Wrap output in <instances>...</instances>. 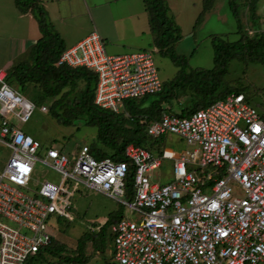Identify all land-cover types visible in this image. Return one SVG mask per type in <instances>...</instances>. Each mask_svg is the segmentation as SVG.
Returning <instances> with one entry per match:
<instances>
[{
	"label": "built area",
	"instance_id": "2783aa9c",
	"mask_svg": "<svg viewBox=\"0 0 264 264\" xmlns=\"http://www.w3.org/2000/svg\"><path fill=\"white\" fill-rule=\"evenodd\" d=\"M55 66L92 71L94 104L116 114L125 102L162 89L152 51L109 55L95 32L67 48ZM7 80L0 70V144L11 151L0 164V264H25L49 247L51 217L72 218L71 181L135 212L110 227L117 264H264V93L260 109L244 94H230L187 117L164 113L150 122L151 138L172 134L192 148L180 155L130 144L126 161L96 159L88 146L72 160L54 148L40 159V142L15 126V120L28 122L35 107ZM165 159L172 162V180L152 183ZM38 163L60 180L32 183Z\"/></svg>",
	"mask_w": 264,
	"mask_h": 264
},
{
	"label": "rangeland",
	"instance_id": "374dc122",
	"mask_svg": "<svg viewBox=\"0 0 264 264\" xmlns=\"http://www.w3.org/2000/svg\"><path fill=\"white\" fill-rule=\"evenodd\" d=\"M228 1L215 0L211 10L202 13L203 0H168L171 17L179 27L181 34V40L175 44L174 50L178 55L188 58V71L210 70L213 67L214 53L211 40L214 37L227 42H234L238 39L237 24L228 8ZM235 1L238 4L244 28L251 31L246 0ZM18 15L14 0H0V69H6L8 72L16 64L30 59L31 45L29 46L28 43H32L40 37L36 21L31 17ZM257 15L260 18V30L264 32L263 1L259 3ZM199 16H202L200 21H198ZM115 17L117 16H92L96 22L94 24L90 16H77V18L67 19L63 24L55 23L54 28L69 48L74 45V41L81 40L92 32L100 34L99 24L104 23V43L107 54L120 55L142 50L152 51L160 81L168 86L169 82L175 78L178 68L155 49L154 36L150 33L148 35L141 33L143 17L146 20L148 18V24L146 21L143 24L147 28L149 16H135L131 21L128 19L118 20V24L114 23ZM226 82L232 87L244 90L245 94L251 97L252 103L257 108H262L261 102L264 93V67L262 65L244 66L233 60L228 66ZM8 84L35 107L28 122L23 123L15 120V126L40 142L41 150L38 158L43 159L45 151L54 148L72 160L83 146L100 147L96 141V127L87 126L84 120H77L69 126H62L49 113L44 114L40 111L41 106H45L49 110L54 99H43L40 90L32 85L26 86L22 90L13 80H9ZM157 98L158 95L150 96L146 104ZM193 102L194 100L189 98L188 93L177 91L175 100L170 104H164L163 107L171 108L172 113H179L183 107L193 106ZM160 147V151L168 148L176 154L192 150L182 139L172 134L162 137ZM10 154L11 151L0 144V164H4ZM60 178V174L38 163L34 176L35 181L33 180L32 183L39 184L43 180L57 183ZM171 180V161L165 159L163 167L152 173L151 181L163 184ZM69 188L73 193L70 210L72 218L63 220L52 216L49 220L53 228V239L62 244L68 253L75 250L77 240L83 234L95 233L115 214L122 212L123 217L133 219L135 212H131L128 207L122 206L121 203L103 193L88 189L76 181H71ZM112 250V243H107L104 253H98L93 251L91 244L88 243L85 247L86 262L83 264H117L114 261ZM46 262L59 264L55 258L48 256H46V261L41 264H46Z\"/></svg>",
	"mask_w": 264,
	"mask_h": 264
},
{
	"label": "trees",
	"instance_id": "16d2710c",
	"mask_svg": "<svg viewBox=\"0 0 264 264\" xmlns=\"http://www.w3.org/2000/svg\"><path fill=\"white\" fill-rule=\"evenodd\" d=\"M214 1L203 0L202 13L211 10ZM260 1L263 0H246L248 20L252 28L250 31L244 28L236 1L229 0L228 8L237 24L238 39L227 42L214 37L211 40L214 53L213 67L210 70L188 71V58L178 55L174 50L175 44L181 40V34L171 17L167 0H143L155 48L162 56L167 57L178 71L168 86L162 84L161 92L155 94L158 95L156 100L146 104L150 97L146 96L140 100L127 101L124 103L123 112L116 114L94 104L97 77L92 71L86 68L55 66L66 47L54 29L41 0H14L20 14H31L41 37L28 43L31 45L30 59L10 68L11 71H7V81L13 80L22 90L32 85L40 90L43 99H54L48 113L60 125L69 126L74 121L84 120L87 126L96 127V141L100 147L89 146L91 155L96 159L126 161L124 151L130 144L162 156L160 144L164 136L151 138L147 135L146 127L150 122L159 120L164 113L187 117L217 100L225 99L230 94H244L248 101L255 105L244 90L228 84L226 76L229 63L233 60L244 66L259 64L264 67V32L260 30V18L257 15ZM201 17L199 16L198 21ZM177 91L188 93L194 104L190 108L183 107L179 113H172L171 108L166 109L163 105L174 101ZM132 183L131 168L126 179L127 200L132 197ZM122 217V212H119L109 218L95 233L83 234L77 240L73 252L68 253L62 244L52 239L49 247L29 257L25 264H41L46 261V256L55 258L59 264H83L86 262V245L90 243L93 251L103 254L106 244L112 242L108 230Z\"/></svg>",
	"mask_w": 264,
	"mask_h": 264
},
{
	"label": "crops",
	"instance_id": "0c3cea01",
	"mask_svg": "<svg viewBox=\"0 0 264 264\" xmlns=\"http://www.w3.org/2000/svg\"><path fill=\"white\" fill-rule=\"evenodd\" d=\"M167 2H168V0H167ZM41 4L43 5L45 10L47 11L49 19L52 22L53 26H55V23H57V22L63 24V22L66 21L67 19L73 18V17L77 18V16H90L91 20L94 24L96 22H94V20L92 19V16H117L114 19L115 24H118V20L128 19L129 21H131V19L134 18L135 16H148V13L146 11L145 4H144L143 0H41ZM18 16L31 17L32 18L31 14L22 15L19 13ZM98 21H99V19H98ZM144 21H146L148 24V18L146 20V18L143 17V20H142L143 29H142L141 33L142 34L146 33L145 35H148V33H150L153 36V34L150 31L149 25L147 28L144 27V25H143ZM99 26H100V32L101 33L100 34L97 33V34L100 36V38L103 40V43H104V40H105L104 39V23L99 24ZM36 27H37V25H36ZM92 33H94V32H92ZM40 37H41V35H40ZM143 37H145V36H143ZM105 38H107V37H105ZM81 40L79 39L78 41H74L73 44L75 45L76 43H78ZM64 44H65V47L67 48L66 42H64ZM74 45H72V46H74ZM139 46H141V45H139ZM26 47H27V44H26ZM0 70L6 71V69H0ZM164 150L173 152L175 155H180V154H176L173 150L168 149V148H166ZM154 155H157V154H154ZM171 165H172V162H171ZM162 167H163V164H162ZM167 182H169V181H166L165 183H167ZM75 264H77V263H75Z\"/></svg>",
	"mask_w": 264,
	"mask_h": 264
}]
</instances>
